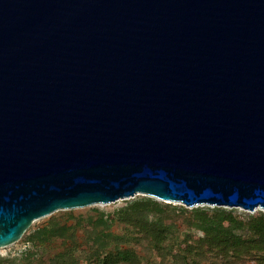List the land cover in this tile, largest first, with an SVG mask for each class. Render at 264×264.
Instances as JSON below:
<instances>
[{
  "label": "water",
  "instance_id": "95a60500",
  "mask_svg": "<svg viewBox=\"0 0 264 264\" xmlns=\"http://www.w3.org/2000/svg\"><path fill=\"white\" fill-rule=\"evenodd\" d=\"M139 193L264 210V0H0V248Z\"/></svg>",
  "mask_w": 264,
  "mask_h": 264
},
{
  "label": "trees",
  "instance_id": "16d2710c",
  "mask_svg": "<svg viewBox=\"0 0 264 264\" xmlns=\"http://www.w3.org/2000/svg\"><path fill=\"white\" fill-rule=\"evenodd\" d=\"M176 209L178 208L169 203L150 197L135 199L117 209L112 217L113 222L104 213L90 218L87 238L93 239L103 250V256L99 259L101 264H140L135 250L120 247L119 242L133 232L159 250L174 234V225L168 222V216ZM180 211L188 213L190 227L202 232L193 242L185 243L182 264H189L184 256L199 255H213L222 264H235L245 260L264 264V212L249 214L223 207H197L190 211H183L179 207ZM113 224L122 225L125 234L114 233ZM57 239L64 240L67 245L50 258V264H78L75 262V253L79 250L75 225L59 219L52 220L27 236V240L36 246Z\"/></svg>",
  "mask_w": 264,
  "mask_h": 264
},
{
  "label": "rangeland",
  "instance_id": "374dc122",
  "mask_svg": "<svg viewBox=\"0 0 264 264\" xmlns=\"http://www.w3.org/2000/svg\"><path fill=\"white\" fill-rule=\"evenodd\" d=\"M144 197L149 196L139 193L107 204L97 203L85 207L56 210L46 216L37 218L33 220L18 241L0 248V264H50V258L67 245V243L64 240L57 239L51 243L36 246L32 245V243L27 240V236L32 233L33 230L44 226L52 220L58 219L66 221L68 224L75 225L77 228L78 241L76 245L79 250L75 253V262L78 264H101L99 259L103 256V250L98 247L97 243L93 242V239L87 238L88 221L90 218L96 217L98 213H104L105 217L109 219L110 222H113L112 217L117 209L125 206L130 201ZM150 198L155 199L153 197ZM157 201L169 203L178 208L168 216V222L174 225V234L172 238L165 242L158 250L153 248L152 244L146 239H143L139 234L132 232L127 238H123L121 242H119V246L133 248L140 258V264H182V257L184 255L182 249L185 247V243L193 242V240L202 235V232L190 227L188 213L179 212V207L183 208V211H190L197 207L212 208L217 206L206 204L186 206L180 202ZM226 209H236L238 212L249 214L264 212V210L258 207L252 211L241 208ZM83 228H85V230H83ZM112 231L118 235L125 234L122 225L113 224ZM199 256H184V258L189 264H222V261L213 255ZM235 264H257V262L255 260H245Z\"/></svg>",
  "mask_w": 264,
  "mask_h": 264
}]
</instances>
